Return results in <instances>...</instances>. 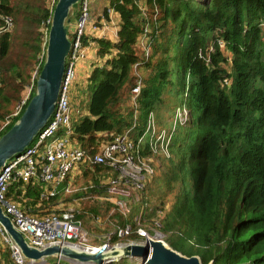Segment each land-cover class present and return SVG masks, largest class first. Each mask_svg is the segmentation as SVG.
<instances>
[{"label":"trees","instance_id":"16d2710c","mask_svg":"<svg viewBox=\"0 0 264 264\" xmlns=\"http://www.w3.org/2000/svg\"><path fill=\"white\" fill-rule=\"evenodd\" d=\"M45 1L0 0V32L6 18L13 22L10 32L0 33V121L7 117V107L19 104L22 91L33 87L0 137L19 120L36 92L37 77L30 85L31 74L37 68L39 75L45 62L54 8ZM105 1L120 20L117 39L94 40L98 57L106 59L88 77L92 91L86 111L75 106L79 117L72 123V140L93 154L98 135L121 134L134 123L131 136L138 139L148 115L158 113L168 99L170 132L176 109L184 107L187 120L175 127L168 158H155L160 164L150 186L157 199L140 223L149 235L160 228L171 249L197 256L202 264H264V0ZM140 8L147 9L146 18ZM103 16L107 19L106 8ZM146 27L147 57L138 46ZM138 82L141 90L134 107L131 92ZM101 170L94 167L93 175ZM18 186L9 188L7 198L20 194ZM39 193L24 203L33 214L47 207L43 203L35 209ZM168 199L169 209L157 228L153 219ZM53 205L52 200L49 207ZM112 216L120 226L130 222V216L127 221ZM125 239L140 238L132 234ZM117 241L112 237L111 243ZM0 255L9 259L8 249L0 247ZM126 259L109 264H127Z\"/></svg>","mask_w":264,"mask_h":264},{"label":"built area","instance_id":"2783aa9c","mask_svg":"<svg viewBox=\"0 0 264 264\" xmlns=\"http://www.w3.org/2000/svg\"><path fill=\"white\" fill-rule=\"evenodd\" d=\"M49 1L54 4L56 0ZM91 2L92 0H78L77 2L78 15L72 32L73 39L70 41V50L65 60V69L53 114L32 143L0 169V208L10 219L14 229L23 236L27 245L38 250L53 246L68 247L76 251L82 249L87 253L97 250L88 244L90 236L79 218L78 197L68 201L70 202L68 206L65 205L68 202L60 201L49 207V202L58 199L61 195L70 196L78 193V189H75L77 182L84 177L87 169L93 170L94 167H102L103 172L113 174V177L110 175L108 178V185H105L107 186L106 192L110 196L116 193L125 196L127 195L126 189L131 190L129 194L138 193L136 198V204L139 205L138 220L135 221L136 223L132 221L135 228L125 225L124 228L116 230L117 236L127 238L136 234L142 240L150 239L148 232L140 227V219L149 207L146 192L154 177L153 160L154 158H168L171 135L177 125H183L186 122L188 116L184 107L178 108L174 114L171 131L155 132V119L150 113L145 131L138 139L131 136V131L136 126L135 123L132 128L121 134L101 133L97 136L99 142L93 154H88L76 141L72 140L73 109L70 94L74 79L76 80L78 63L86 56L83 38L91 24L89 16ZM140 11L143 18H146L147 9L140 8ZM106 14L107 19L102 16L100 20L101 27L92 25L93 33H98L99 39L107 37L108 20L117 15L110 7H106ZM12 29V20L6 18L4 29L0 33L10 32ZM149 35L150 29L146 27L138 38V46H141L146 57L148 56ZM133 68L135 70L137 66ZM140 90L141 84L138 82L131 92L134 107L137 106L135 99L140 94ZM24 105L25 103L22 102L11 118L17 117ZM76 114L78 115L77 112ZM9 123V120L6 121V125L0 132ZM145 150L148 151L152 161L143 155ZM13 185H19L16 189L20 193L19 197L23 204L26 202L28 189L39 187V201L35 209L38 210L40 206L43 207V203H46L45 210L37 214H29L21 204L12 198H7L8 190ZM42 212L47 213L44 215ZM0 246L8 249L9 264H38L27 260L22 255L19 247L1 224ZM0 264H4L1 259ZM55 264H61V262L57 261Z\"/></svg>","mask_w":264,"mask_h":264},{"label":"rangeland","instance_id":"374dc122","mask_svg":"<svg viewBox=\"0 0 264 264\" xmlns=\"http://www.w3.org/2000/svg\"><path fill=\"white\" fill-rule=\"evenodd\" d=\"M57 1V0H56ZM56 1L54 2V4L56 3ZM93 3L91 4V6L93 5L92 9L89 6V16H92V21L94 22V24L96 26H99L98 24V20L100 16H103V12L106 8V1L105 0H92ZM52 1L50 3L49 0L45 1V5L48 6L49 9L53 8ZM77 9H78V5L75 4L74 6H72L70 8L69 14H68V21L69 23L66 24V28L68 29V40H72L73 39V26L75 24L76 21V17H77ZM118 16V15H117ZM113 19H115V16H113L110 20H108L109 24H110V31H111V35L109 36L111 39V42H115L116 41V32L114 28H116V26L113 24ZM112 24V25H111ZM109 26V25H108ZM44 26H41L39 32L41 34H43V40H45L46 35H45V30H44ZM114 29V30H112ZM47 40V38H46ZM97 49H98V45L96 44L94 46V50H93V59L90 60L92 61V65L99 67L101 65H103L105 59H101L98 57L97 55ZM114 54V52L112 53ZM225 54H227V52H225ZM44 57V53H42L40 55V58L42 59ZM88 62L89 61H85L83 63L84 68H78L76 71V80L74 79L72 88H71V92L73 94H76V100L79 102L75 105L78 109L83 110V112L86 111V107L87 104L89 102L90 99V95H91V89H89V83H88V77L90 74V71L92 69V67L89 65L88 66ZM95 68V67H93ZM93 70V69H92ZM141 74L144 73L141 72ZM31 81H30V85L32 83V81H34V79L36 77H38L37 75V68H35L31 74ZM146 77V74H145ZM144 78V77H143ZM37 79V78H36ZM175 80L177 81V79L175 78ZM32 85L29 87H26L22 93H21V97H20V102L19 104H15L14 106H10L7 107V114H6V118H4V121H0V130L6 125V121L11 119V116H13L19 106L22 104V102L26 103L27 100L30 97V94L32 92ZM165 96H162L163 100L166 99ZM76 101V102H77ZM168 103H165L164 105H162V107H160L158 109V113H154V119H155V124H154V131L158 132V131H162V130H169V116L171 115V106L170 104V99H168L167 101ZM176 105H179L180 102L179 100H176ZM1 113H3V111H0ZM83 112L81 111V113L83 114ZM158 114V115H157ZM157 115V116H156ZM78 120V119H77ZM182 126V125H181ZM184 126V125H183ZM146 159H149L150 161H152V159L150 158L149 155H147ZM163 159V158H162ZM160 161L157 162V160L154 158L153 160V170H154V175H155V171L156 168L159 166ZM89 170V169H87ZM102 171V170H101ZM87 172V171H85ZM84 172V173H85ZM89 172H91L90 174L88 173V175H86L85 177L81 178L80 181L77 182L75 189H78V193H74V195H70V196H66L61 195L58 197V199L53 200V204H57L58 202H64V200H71L74 199L76 197H78L77 199V205H78V210H80V213H83V218H81L82 224L84 225L85 230L88 232L89 234V240H88V244L95 249H100L102 246H106L105 250H104V255L105 256H109L110 258V262H104V264H109L111 262L114 261H118L119 258H115V257H111L112 254L114 252H118L119 254L122 252V249L125 248L128 245H143L145 243V239L141 240L138 239V241H127L125 238H121L117 236V231L119 229H122L125 227V225L128 226H132V221H136L138 220V211H136L139 207L138 204H136V198H137V192H135L134 194L129 192L131 191L130 189H126L125 191L127 192V195L125 196H121L119 193L114 194L113 196H110V194H108L106 192V188L108 185V181H109V176L111 175V177H113V174H109L106 171H102V173H96L97 175H93L95 172L93 170H90ZM105 173V174H104ZM91 176V177H90ZM95 179V181H94ZM153 180V179H152ZM152 182V181H151ZM151 183L148 185L147 188V192H146V197H147V202H148V209L149 208H153V206L156 203V199L157 197L153 196V193L151 192L152 190V186H150ZM94 190V191H92ZM169 201V199L166 201V204L161 208H158L157 210H160L161 213L158 215V217L154 218L153 220L155 221V225L157 228H159L160 226V221L162 218V215H164V213L169 209V205L167 204ZM70 202L66 203L65 205L68 206ZM25 204H22V206H24ZM109 205L111 207H109ZM85 207V208H83ZM57 208V207H54ZM108 208V212L106 213V209ZM92 209H96V211L98 212L96 215L90 213V210ZM135 212V213H134ZM114 214H119L120 216H122L124 219H126V221L128 220V217L130 216V222L132 223H126L125 225L120 226L117 222V219L112 216ZM124 214V215H123ZM137 222V221H136ZM135 222V223H136ZM141 228H143L145 230V225L144 224H140ZM160 229V228H159ZM159 229H155L153 228L151 230L152 235H149L148 233V237L153 239V240H160L163 243L166 244V239L168 238V236H166V234H163L160 232ZM117 230V231H116ZM116 231V233H115ZM146 231V230H145ZM170 235V234H169ZM116 236V238L120 241H117L116 243H111L112 237ZM167 245V244H166ZM168 246V245H167ZM81 251H83L81 249ZM7 262H9L8 257L5 258ZM51 260V262H50ZM127 264H143V260L142 258H127ZM57 261L61 262V264H83V263H79L77 261L71 260V259H67L65 257H60V256H53V257H49V258H44L43 260H41L40 262L38 261L37 263L39 264H55ZM47 262V263H46ZM4 263V262H3ZM4 264H8V263H4Z\"/></svg>","mask_w":264,"mask_h":264},{"label":"water","instance_id":"95a60500","mask_svg":"<svg viewBox=\"0 0 264 264\" xmlns=\"http://www.w3.org/2000/svg\"><path fill=\"white\" fill-rule=\"evenodd\" d=\"M78 0H57L47 36L45 62L36 80V92L25 107L19 120L0 137V169L14 156L21 154L46 125L55 109L65 69V60L70 50L66 24L70 8ZM0 224L6 230L22 255L29 261L38 262L53 256L65 257L83 264L110 262L104 255L106 246L95 252L76 251L68 247L53 246L43 250L29 247L23 236L14 229L10 219L0 208ZM111 257L142 258L143 264H202L197 256L186 257L171 249L160 240L148 239L143 245H128L122 252ZM209 264H212L210 262Z\"/></svg>","mask_w":264,"mask_h":264},{"label":"crops","instance_id":"0c3cea01","mask_svg":"<svg viewBox=\"0 0 264 264\" xmlns=\"http://www.w3.org/2000/svg\"><path fill=\"white\" fill-rule=\"evenodd\" d=\"M93 3V1L91 2V4ZM91 4H90V7H91V9H92V7H93V5L91 6ZM106 6H108V5H106ZM100 18H102L101 16L99 17V20H98V24H99V26L98 27H101V19ZM111 19V18H110ZM90 20H91V24H90V26L88 27V29H87V33H86V35L84 36V38H83V45H84V47H85V50H86V56H85V58L84 59H82L79 63H78V66H77V69L78 68H84V66L85 65H83V63L85 62V61H89L88 62V66L90 65L91 67H92V69H93V67H96V66H93L92 64V61H90V60H92L93 58V50H94V46L96 45V42L94 41V40H96V39H99L98 38V33H96V34H94L93 33V29H92V25L94 24V22L92 21V16H90ZM113 24L116 26V28H114L115 29V31L114 32H116L118 29H119V24H120V20H119V17L116 15L115 16V19H113ZM112 25V24H111ZM73 29H74V26H73ZM110 24H109V26H108V31L106 32V34H107V37H105V39L106 40H110L111 38L109 37L110 35H111V31H110ZM114 29H112V30H114ZM109 35V36H108ZM77 69H76V71H77ZM92 69H91V71H92ZM91 71H90V73H91ZM90 75V74H89ZM76 77H77V75H76ZM75 95L71 92V94H70V103H71V106H72V109H73V113H72V123L73 122H76L77 121V119H78V115L76 114V108H75V105L78 103V101L75 99ZM77 101V102H76ZM40 190V188L39 187H35V188H30V189H28V191H27V194H26V202H32L33 201V195L35 194V196H36V194L38 193V191ZM28 195V196H27ZM11 198L13 199V200H15L16 202H18L19 204H23L22 203V200L20 199V197H19V195H16V196H14V195H11ZM34 200H35V197H34ZM22 208H25L24 206H22ZM25 211L27 212V213H30V214H33V210L32 209H25ZM1 247V246H0ZM2 248V247H1ZM1 256V255H0ZM2 257V256H1ZM1 260L4 262V263H8L9 264V262H7L6 261V259H5V257L3 256L2 258H1ZM9 260V259H8Z\"/></svg>","mask_w":264,"mask_h":264}]
</instances>
